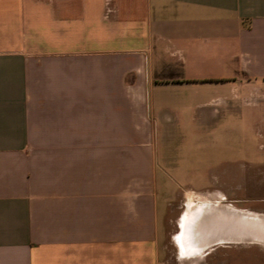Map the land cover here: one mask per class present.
<instances>
[{
    "label": "crops",
    "instance_id": "obj_1",
    "mask_svg": "<svg viewBox=\"0 0 264 264\" xmlns=\"http://www.w3.org/2000/svg\"><path fill=\"white\" fill-rule=\"evenodd\" d=\"M259 81L264 0H0V264H165L162 94ZM179 198L204 250L264 245V213Z\"/></svg>",
    "mask_w": 264,
    "mask_h": 264
},
{
    "label": "rangeland",
    "instance_id": "obj_2",
    "mask_svg": "<svg viewBox=\"0 0 264 264\" xmlns=\"http://www.w3.org/2000/svg\"><path fill=\"white\" fill-rule=\"evenodd\" d=\"M162 98L171 103L164 111L170 125L156 142L173 153L165 167L168 184L159 187L161 206L164 199L173 202L165 264H264L263 244H221L191 258L182 255L178 241L181 214L188 209L178 196L185 189L222 192L230 205L264 213V82L198 95L167 92ZM201 203L195 199L188 205L193 211Z\"/></svg>",
    "mask_w": 264,
    "mask_h": 264
},
{
    "label": "bare ground",
    "instance_id": "obj_3",
    "mask_svg": "<svg viewBox=\"0 0 264 264\" xmlns=\"http://www.w3.org/2000/svg\"><path fill=\"white\" fill-rule=\"evenodd\" d=\"M189 223L191 224L190 221H189ZM187 226L188 225L186 223H184L183 231H182L181 235L179 236V240H178L180 248H181V252L183 254H193V253L194 254H196V253L202 254L204 249L209 244L208 243H203L202 245H196V242L193 241V237L190 236V233L185 230V228H187Z\"/></svg>",
    "mask_w": 264,
    "mask_h": 264
}]
</instances>
